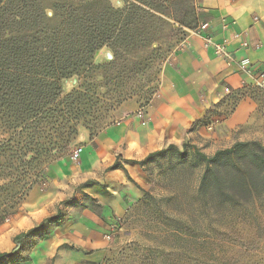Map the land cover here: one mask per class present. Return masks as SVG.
<instances>
[{
    "label": "rangeland",
    "instance_id": "374dc122",
    "mask_svg": "<svg viewBox=\"0 0 264 264\" xmlns=\"http://www.w3.org/2000/svg\"><path fill=\"white\" fill-rule=\"evenodd\" d=\"M112 3L124 5L123 0ZM191 5L178 1L172 12L184 16ZM176 35L159 37L160 43L135 51L126 63L120 60L113 67L103 66L114 59L113 49L104 46L96 53L97 66L89 79L75 75L62 81L64 95L89 83L95 93L69 150H54L46 159L28 151L25 142H6L0 148V230L21 233L57 216V223H47L48 234L37 231L24 240L22 260L12 264H264V199L223 213L202 208L197 190L205 166H196L192 146L185 164L170 149L144 166L146 181L139 185L148 194L141 190L142 198L120 216L105 204L114 202L124 187L106 181L110 165H99L98 160L102 157L105 163L110 153L100 155L94 139L106 142L109 133L128 120L141 134L158 132L161 119L157 124L154 102L162 99L164 69L174 63L185 40L181 30ZM148 54L153 58L149 67L131 72L132 64ZM141 108L146 111L145 125L136 116ZM10 136L0 133V140ZM78 147L84 148L80 164L71 158ZM25 151L27 157L18 161L19 152Z\"/></svg>",
    "mask_w": 264,
    "mask_h": 264
},
{
    "label": "trees",
    "instance_id": "16d2710c",
    "mask_svg": "<svg viewBox=\"0 0 264 264\" xmlns=\"http://www.w3.org/2000/svg\"><path fill=\"white\" fill-rule=\"evenodd\" d=\"M123 1L122 7H116L112 0H0V133L11 135L8 140L1 138L0 148L6 142H25L28 151L46 159L54 150H69L78 134L79 120L87 114L85 109L93 103L95 93L89 83L64 95V79L75 75L88 78L97 66L96 53L104 46L113 49L114 59L103 66L113 67L120 60L126 63L135 51L160 43L159 37L173 38L179 29L185 38L186 30L200 25L195 0ZM178 1L192 4L181 17L172 12ZM140 59L132 64L131 72L139 73L153 62L151 54ZM214 113L218 111L210 110L206 119ZM191 146L196 166H205L197 190L202 208L223 213L249 200L264 199V144L258 140L238 141L212 156L186 142L182 150L170 144L132 162L143 169L175 149L178 162L185 164ZM28 151L19 152L17 160L26 158ZM120 167L116 159L107 170ZM125 172L128 180L147 195ZM56 217L45 218L15 235L14 248L0 252V264L21 261L24 240L37 231L48 234L46 225L57 223Z\"/></svg>",
    "mask_w": 264,
    "mask_h": 264
},
{
    "label": "crops",
    "instance_id": "0c3cea01",
    "mask_svg": "<svg viewBox=\"0 0 264 264\" xmlns=\"http://www.w3.org/2000/svg\"><path fill=\"white\" fill-rule=\"evenodd\" d=\"M195 2L200 24L208 23V29L201 34L188 32L174 63L164 69L163 75L167 78L163 97L154 102L157 124L161 119L158 132L154 131L150 136L141 134L128 120L114 128L106 142L103 137L94 139L100 155L103 151L110 153L105 163L100 157L99 165H111L117 155L122 156L118 159L122 167L111 170L105 177L106 181L123 183L124 188L114 202L105 203L117 216L143 195L135 184L130 183L125 172L138 184L146 181L143 169L132 160L144 159L170 144L182 146L184 142L197 146L208 156L220 149L231 148L238 141L258 140L264 144V105L255 90L244 87L251 79L235 64L228 65L224 59L215 56L212 49L204 47L203 40L206 34L216 41L227 38L230 40L228 49L237 59L249 57L256 67L264 69V0ZM255 17H258L257 21ZM235 33H241L243 39L253 44L261 43L262 47H242V39H235ZM170 84L173 87L168 97L166 92ZM210 110L222 115L221 122L213 129H208L205 122ZM113 151H117L116 154H112ZM18 233L0 230V252L14 248L13 239Z\"/></svg>",
    "mask_w": 264,
    "mask_h": 264
},
{
    "label": "built area",
    "instance_id": "2783aa9c",
    "mask_svg": "<svg viewBox=\"0 0 264 264\" xmlns=\"http://www.w3.org/2000/svg\"><path fill=\"white\" fill-rule=\"evenodd\" d=\"M254 20L257 21L258 17H255ZM207 29L208 23H202L195 30H193V32L201 34L204 31H207ZM233 37L235 39L241 38V46L244 48L260 49L262 47L261 43L253 44L249 40L243 39L241 33H235ZM203 38L204 47L212 49L215 56L224 59V61H226L228 65L235 64L240 71L244 72L251 79V83L245 82L244 87L247 89L255 90L257 95L260 97L262 104L264 105V69L256 67L255 63H253V61L249 57H242L240 59H237L234 54L228 49V45L230 43L229 39L224 38L222 41H216L210 34H206ZM183 44L184 43L181 42V45ZM136 116L140 120H142L144 125L146 124V121L143 120L146 117V111L143 108L137 111ZM221 120L222 115H220L219 113L211 114L209 119L206 121V127L208 129H213L221 122ZM83 150V147H78L73 150L71 158L75 163H81ZM112 227H115V224H113ZM107 237L109 238V236Z\"/></svg>",
    "mask_w": 264,
    "mask_h": 264
}]
</instances>
